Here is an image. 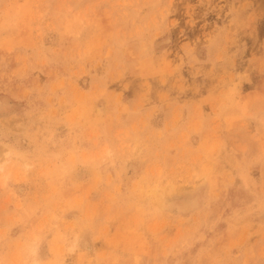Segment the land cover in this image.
I'll return each instance as SVG.
<instances>
[{"label":"rangeland","instance_id":"obj_1","mask_svg":"<svg viewBox=\"0 0 264 264\" xmlns=\"http://www.w3.org/2000/svg\"><path fill=\"white\" fill-rule=\"evenodd\" d=\"M0 264H264V0H0Z\"/></svg>","mask_w":264,"mask_h":264},{"label":"bare ground","instance_id":"obj_2","mask_svg":"<svg viewBox=\"0 0 264 264\" xmlns=\"http://www.w3.org/2000/svg\"><path fill=\"white\" fill-rule=\"evenodd\" d=\"M2 168V166H0Z\"/></svg>","mask_w":264,"mask_h":264}]
</instances>
